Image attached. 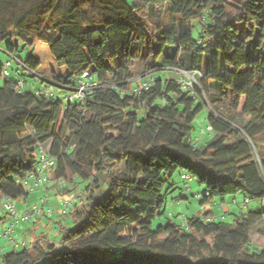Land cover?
<instances>
[{"label":"trees","instance_id":"16d2710c","mask_svg":"<svg viewBox=\"0 0 264 264\" xmlns=\"http://www.w3.org/2000/svg\"><path fill=\"white\" fill-rule=\"evenodd\" d=\"M0 46L60 89L25 90L0 61V208L53 183L67 191L69 175L83 183L65 217L49 218L51 231L35 228L42 214L25 221L28 242L0 236L11 246H0V264H264V245L250 238L264 207L231 220L205 207L181 225L152 226L176 171L203 187L205 206L238 193L264 204V0H0ZM175 68L200 72V86L184 91ZM84 71L96 86L65 100ZM203 106L212 137L199 145L190 132ZM39 146L56 158L53 179L29 190Z\"/></svg>","mask_w":264,"mask_h":264},{"label":"rangeland","instance_id":"374dc122","mask_svg":"<svg viewBox=\"0 0 264 264\" xmlns=\"http://www.w3.org/2000/svg\"><path fill=\"white\" fill-rule=\"evenodd\" d=\"M127 1L129 2V0ZM192 23H193L192 32L193 35L196 36L199 31V27L197 25V21H193ZM27 53H28V49L20 53H16L14 56L20 59H24ZM6 60L11 61V66L8 67L10 73L9 78L13 80L23 78V82H22L23 89L32 90V91H36L37 89H40L42 91L52 90L55 95H59L60 92L59 88L57 87H51V89L46 88L39 78H31L28 72L22 69L21 65L12 56L6 54L3 51L2 46H0V61L4 65ZM144 68L145 65H143L141 60L136 61L132 64L131 66V70L133 74L132 82L134 81L136 82L142 76V72ZM167 73H169V75L174 74L172 70H158L156 72L158 76H164V75L166 76ZM211 86L212 83H209L208 85L209 90L212 88ZM207 115H208V109L205 106H203V108L196 115V118L193 123V129L190 132L191 142L199 143V145H204L206 141H209L211 139L212 136L210 135L208 130H206L205 133H201L202 128L205 129L207 128V120H206ZM181 172L186 173V171H181ZM66 178H67L66 188H68L67 191L56 192V189L59 186L56 183H53L51 186L44 188L46 190L49 189L48 195L43 191H40V193L37 194L36 191H39L38 189L30 192L29 194L30 204L36 203L40 205L41 202L45 200L46 202L45 207H48L53 211L51 216L48 217L44 216L41 219H38L35 228L41 227V230H45V231L48 230V232L51 231V229H48L49 218L56 219V214L59 212L61 208L62 200L73 198L74 195H78V193L80 192V188L82 187L83 183L81 182L79 183V179L74 178L72 175H69ZM51 179H53L52 176ZM170 179H171L170 182L172 181L175 182V185H173V187L170 189H167L166 186L164 187L163 193L166 199L165 212L155 217V219L152 221L153 227H156L159 223L166 224L168 220L172 221L173 223L181 225L183 224V222H185V219L188 216L194 214L202 215L205 207H208L212 211L214 219H225V220H231L233 214H239L240 211H244V212L250 210L255 211V210H261L264 207L263 202L259 199H250L248 200V202H245L243 193H238L235 196V199L232 201H230V199L228 198L227 201L225 202L220 203L214 201L207 203V205L205 206L202 203V201H200V198L203 196V192H202L203 187L197 183L196 179L191 178L190 182L188 180L184 181L180 177V171H176L173 177ZM187 184H189L191 189L188 188ZM15 206L16 208H18L17 204H15ZM4 212L5 211L1 210L0 208V215L4 214ZM62 216L64 215L62 214ZM67 216L68 215H66V217ZM7 218H9L8 215H6V219ZM41 220L43 223H41ZM1 227H2V223L0 222V229ZM29 228H31V223L25 221H20L14 226L13 235L18 243H21L22 241L28 242L29 240L35 237L34 232L32 230L29 231L28 230ZM250 238L254 245L258 247L264 245V222H258L252 226Z\"/></svg>","mask_w":264,"mask_h":264},{"label":"built area","instance_id":"2783aa9c","mask_svg":"<svg viewBox=\"0 0 264 264\" xmlns=\"http://www.w3.org/2000/svg\"><path fill=\"white\" fill-rule=\"evenodd\" d=\"M177 72V81L181 85V88L187 92H193L195 86H200L199 80L202 77L201 73L198 71H187L180 68H175ZM3 73L6 75L7 70H4ZM19 85H22V81L18 82ZM96 86V82L92 78L91 74L88 71L82 72L78 77V85L75 89H70L64 95L65 100L81 99L85 92L89 91ZM144 87H147V84L143 83ZM46 96H52L53 92L51 90L44 91ZM206 130L210 131V127L207 126L205 129H201V132L204 133ZM38 163L35 166L33 172H31L27 178L23 181L24 185L32 190L36 187H42L47 185L50 182V176L47 171L51 169L56 161L55 156H52L48 153L46 146H39L37 151ZM183 179L189 178L187 174L181 176ZM60 183L64 182L63 179L59 180ZM206 194V193H203ZM76 199V196L69 199H63L61 203V208L59 213H66L72 202ZM247 199H245V202ZM3 207L7 210L11 220L7 222L0 233V236L8 241L10 244L16 245V242L13 237L14 226L20 221H28L33 219L35 216L45 214L50 216L53 211L45 207V205L32 204L30 207L24 209L22 212L16 210L14 204L10 201L9 198H3ZM1 250V249H0Z\"/></svg>","mask_w":264,"mask_h":264},{"label":"crops","instance_id":"0c3cea01","mask_svg":"<svg viewBox=\"0 0 264 264\" xmlns=\"http://www.w3.org/2000/svg\"><path fill=\"white\" fill-rule=\"evenodd\" d=\"M133 84H134V83H133ZM181 174H183V173H181ZM181 174H180V177H181ZM181 179H182V178H181ZM182 180H184V181L188 180V181L190 182V181H191V178H190V179H182ZM173 184L175 185V182H174ZM51 185H52V184H51ZM51 185H50V186H51ZM187 185H188V188L191 189L190 186H189V184H187ZM48 190H49V189L46 190V189L43 188V190H40V189H39V191H36V193L39 194L40 191H43V192H45V193L48 195ZM63 190H64V189H63L62 187H58V188L56 189V192H59V191L61 192V191H63ZM15 203L17 204L19 210H23V209H25L26 207H28L29 205H31L30 202H29V196H28L26 199H20V200H17ZM207 209H209V208L207 207ZM1 210L4 211V209H3L2 207H1ZM209 210H210V209H209ZM6 221H7V219H6ZM0 246L2 247V249H3L4 251L11 249V246L8 245V244L5 242V240H4V239H1V238H0Z\"/></svg>","mask_w":264,"mask_h":264}]
</instances>
